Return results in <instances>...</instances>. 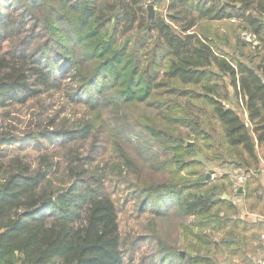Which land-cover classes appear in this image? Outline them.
I'll return each instance as SVG.
<instances>
[{"label":"trees","instance_id":"16d2710c","mask_svg":"<svg viewBox=\"0 0 264 264\" xmlns=\"http://www.w3.org/2000/svg\"><path fill=\"white\" fill-rule=\"evenodd\" d=\"M149 1L0 0V111L55 94L87 111L60 126L35 112V157L0 131V264H133L143 242L140 264L264 258V0H151V18ZM101 140L148 215L137 238L93 166Z\"/></svg>","mask_w":264,"mask_h":264},{"label":"rangeland","instance_id":"374dc122","mask_svg":"<svg viewBox=\"0 0 264 264\" xmlns=\"http://www.w3.org/2000/svg\"><path fill=\"white\" fill-rule=\"evenodd\" d=\"M150 1V4L148 6H152V1ZM157 9L158 7L156 8L152 6L153 12H155V10ZM224 24V22H221L219 23V26H223L225 28ZM236 51L237 49L231 46L226 47L224 49V52L232 57H238ZM35 112L43 114L44 118H55L54 122L58 126H60V122L63 118L72 121L73 119L81 118L82 116H86L87 114V111L83 108L77 106L74 107L70 103H67L66 99L64 98V96H62V94L46 96L43 100L40 101L37 107H14L7 111H0V131L5 133L11 130L13 136L16 138V145L14 146V150H12L11 152L12 154L19 155L25 158L35 157L34 148L29 145V137L32 130L34 132L38 131L35 126L45 125V123L35 122V120L33 119V115L35 114ZM123 132L127 137H129L131 134L136 135L138 133L137 130H130V128L123 130ZM132 139L134 140L135 137L133 136ZM93 154L94 159H91L93 161V166L98 167V172L103 169L107 173L105 186L107 191L112 195L119 208L118 220L121 235L123 237L130 236L131 238H137L143 232L142 225L145 223L148 215H140L137 212L135 204L132 201V198L129 196L128 192L124 189L123 185H119V183L116 181V178L112 176V171L110 170V168L113 163L116 162V158L113 156L112 152L106 147V142L101 140V142L95 145V151ZM131 156H134V158H136L133 153H131ZM235 171L238 172V174L240 175L242 174L239 170L226 169L225 172L231 175L233 183L235 182ZM142 172V175L151 176V173H149L148 168L146 171L143 168ZM214 174L216 175V178L219 177L218 173L214 172ZM238 174H236V176ZM234 187H236V182L233 185V189ZM232 193L233 194L231 197H233V199H236V197L234 196L235 193L233 191ZM167 227L168 226H166V229ZM171 242L178 247L183 244L181 240H177L175 238H171ZM180 253H183V250L180 251ZM154 255V244L143 242L139 244V248L133 253V264H140L141 261L144 259L147 262V260ZM151 258L153 259L155 257ZM259 264H264V258L259 259Z\"/></svg>","mask_w":264,"mask_h":264},{"label":"built area","instance_id":"2783aa9c","mask_svg":"<svg viewBox=\"0 0 264 264\" xmlns=\"http://www.w3.org/2000/svg\"><path fill=\"white\" fill-rule=\"evenodd\" d=\"M241 39L247 43L252 49H255L257 47H259V41L258 39L256 38V36L254 34H251V33H248V32H242L241 35H240ZM237 173H235L234 175V180L236 182V187L234 189V192H239V190L241 189V183L243 181V177L242 175L238 174L236 176ZM209 179L211 181H214L216 180V175L212 174L209 176ZM243 216H245L244 212L242 213ZM251 219L255 218V216H251L250 217Z\"/></svg>","mask_w":264,"mask_h":264},{"label":"water","instance_id":"95a60500","mask_svg":"<svg viewBox=\"0 0 264 264\" xmlns=\"http://www.w3.org/2000/svg\"><path fill=\"white\" fill-rule=\"evenodd\" d=\"M147 10H148V16H149V18H151V17L153 16L152 6H148ZM208 178H209V176H206V179H208ZM241 191H242V190L240 189L239 192H241ZM49 201H50V198H47L46 200H44V201L42 202L41 205L44 206V205L47 204ZM182 255H183V253H182Z\"/></svg>","mask_w":264,"mask_h":264},{"label":"crops","instance_id":"0c3cea01","mask_svg":"<svg viewBox=\"0 0 264 264\" xmlns=\"http://www.w3.org/2000/svg\"><path fill=\"white\" fill-rule=\"evenodd\" d=\"M245 118H247V116Z\"/></svg>","mask_w":264,"mask_h":264}]
</instances>
